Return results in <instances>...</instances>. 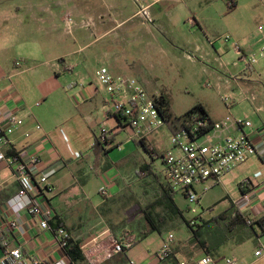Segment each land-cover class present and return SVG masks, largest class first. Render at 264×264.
Returning a JSON list of instances; mask_svg holds the SVG:
<instances>
[{"label":"rangeland","instance_id":"1","mask_svg":"<svg viewBox=\"0 0 264 264\" xmlns=\"http://www.w3.org/2000/svg\"><path fill=\"white\" fill-rule=\"evenodd\" d=\"M29 1L42 4L52 0H0V84L14 83L21 93H28L34 101H42L45 96L37 106L45 118L51 120L62 111L74 113V105L68 97L60 95L69 79L57 75L53 65L58 62V56L84 47L80 56L92 74L103 65L115 75L136 77L135 68L150 74L152 86L147 90L151 95H167L176 115L202 104L213 120L219 121L228 115L248 116L253 122L264 120V0H161L149 9L152 22L142 18L149 24L142 25L141 19L136 17L134 22L138 26L134 29L126 25L97 41L86 38L76 45L65 46L48 39L46 33L39 31L40 26L28 24ZM137 1L128 0L127 15L145 3ZM149 26L153 31H147ZM87 43L90 45L85 47ZM235 43L246 55L257 56L251 70H246V62L236 53ZM251 92L256 95L254 100L247 98ZM225 95L232 98L230 110L223 101ZM82 117L79 114L64 127L67 136L79 140L85 147L87 137L95 141L102 130L97 124L86 125ZM107 122L114 125L112 119ZM133 138L123 143L122 149L111 150V159L117 164L125 158L130 160L131 164L125 168L129 173L135 172V167L145 160L154 162L157 169L163 168L161 156L153 161L152 155L137 143L139 139ZM170 138L171 130L166 124L149 135L160 154L170 147ZM204 140L205 136L199 138V141ZM134 178L138 181L130 190L126 188V195L105 201L99 192L101 178L92 170L88 174L85 192L94 204L88 203L86 207L88 216L83 217L84 226L93 228L97 235L109 225L113 235L103 237L105 245L95 251H92V243L86 245L87 255L95 264L120 263L117 254L106 257V251L113 249L116 231L128 226L139 234L147 232V237L134 249L137 261L153 253L161 237L171 230L175 235L174 253L179 261L195 264L200 254L207 252L214 260L212 264H224V258L229 256H236L240 264H264V255H255L259 237L254 231L260 232L259 226L232 227L230 219L221 218L234 201L233 190L226 184L214 185L204 192L202 186H197L200 198L195 203L177 191L175 201L182 216L170 218L163 207L156 206L154 217L159 231L151 230L140 211V207L153 202L154 188L141 185L147 180ZM70 185L67 179L62 180L61 186H69L64 194L80 196L79 186ZM126 199L128 205L124 204ZM185 220H195L200 225L194 227L199 229L200 239ZM260 238L264 241V235Z\"/></svg>","mask_w":264,"mask_h":264},{"label":"crops","instance_id":"2","mask_svg":"<svg viewBox=\"0 0 264 264\" xmlns=\"http://www.w3.org/2000/svg\"><path fill=\"white\" fill-rule=\"evenodd\" d=\"M140 1L138 0L137 2ZM158 1L161 0H144L145 3H142L140 7L149 6L148 9H151ZM127 8L128 0H52L47 3L43 2L42 4H35L29 1L27 3V19L30 20L28 24L40 26L39 31L42 34L46 33V37L51 41L64 46L69 43L76 45L78 42L86 40V38H93L91 42L97 41L116 33L117 30H120L126 25H129V29H134L138 26L137 22H134V18L136 17L141 19L142 25L145 23L149 24L142 19L143 17L139 14V8L130 15L126 13ZM67 13H71L76 20V24L70 31L64 22ZM192 20L196 22L194 18ZM84 22L88 25L82 26ZM85 30H89L91 33L84 32ZM147 31H153L152 27L149 26ZM88 45L90 43L84 46L86 47ZM83 49L84 47H78L77 50L69 51L58 56V62L53 65L54 72L57 75H65L69 79L67 88L64 89L62 87L60 95L64 98L68 97L74 105L75 110L73 114H66V112L62 111L60 115L57 114L51 120L45 118L42 116L40 109L37 108L45 100V96L42 97V101H34L32 97H29L28 93H21L14 83L6 81L0 84L2 87L12 84L19 93L17 99L1 101L0 110L2 108L4 109L6 104L10 107L16 106L17 102L18 105H22L23 103L26 105V108L20 112L24 117L23 125L19 126L10 136L12 141L10 150H13L15 154L22 153L25 150L29 152H40L42 159L41 168L44 170L54 169V173L49 177V182L52 187L51 190L46 191L45 189L39 195L40 199L47 197L53 207L54 214L49 219V227L43 228L40 225L39 219L31 216L29 213L23 212L15 215L14 219L19 224L17 231L13 232L9 227L3 226L0 232V257L3 254V241L8 240L21 247L27 264H52L61 258H67L70 264H95L94 259L89 258L87 255L85 250L86 245L92 243V251H95L99 246L105 245L103 243L105 242L103 237L108 238L112 232L110 226L106 225L96 235L92 231L93 228L86 229L84 226L85 222L83 217L88 216L86 207L87 205L89 206L88 203L94 204L89 194L85 192L88 183L86 179L90 171H94L101 178V183L104 174H108L111 177L107 186L109 194L104 197L105 201L116 196L126 195V188L128 187L127 189L130 190V186L138 181L134 178L137 176L140 180H147L142 182L141 185L145 184L148 187L154 188L156 196L153 198V202L150 203L153 205L154 201L160 196L161 182L166 181L162 171L163 168H155L154 162L145 160L135 167V172L129 173L125 168L131 164L130 160L128 161L125 158L117 164L111 159V150L115 148L122 149L123 143L134 138L132 137L131 129L127 126L117 127L115 117L106 109L105 99L108 96L107 92L97 80L96 72L98 69L92 74L88 66L83 64V58L80 56V52ZM135 71L136 78L146 89H149L152 86L151 75L146 74L142 69L135 68ZM72 83L74 85L69 87ZM21 100L24 102H20ZM38 102L39 104L37 105ZM228 108L230 110V105ZM79 114H82L83 121L86 125H100L102 130L101 134L104 131L114 135V141L109 145H104L108 152L104 153L100 146H96L94 149V141H90L89 137L86 139L87 145L82 147L79 140L76 141L74 138L71 139L70 136H67L64 126L69 124V121L72 119L78 117ZM94 114L98 115L99 118ZM210 118L212 119L211 116ZM111 119L114 121V125H110L107 122ZM37 125H41V128L37 129ZM26 132L30 133L28 137L25 135ZM229 134L236 135L239 134V131L231 130L230 132L222 131L221 133H215L213 130H210L206 133L204 141H219ZM253 137L258 147V153L256 155L251 156L246 162L237 165L233 170L224 174L219 181L209 179L204 184L199 185L202 186L201 190L204 192L203 189L205 186H209L210 188L214 185L226 184L230 190H233L234 198L228 210H233L235 215L243 214L252 220L264 215V166L261 167V163L264 165L262 160V156L264 155V120L254 122ZM144 141L147 146L152 147L158 152L155 145L149 140V135L144 138ZM144 148L147 151L146 147ZM118 166L123 167L119 168ZM0 177L2 179V186L0 188V215L7 219L9 216L6 212L4 213L3 204L7 198L19 190V184L13 175L12 169L5 163H0ZM246 178L252 179L250 180L251 184L241 188V183ZM64 179L69 181L70 186L78 185L79 190L82 192L81 195H65L64 191L69 186L66 188L61 186L62 180ZM40 187L42 188L43 186L40 184ZM248 192L250 194V200L246 201L243 198V194ZM124 204L128 205L127 199L124 201ZM146 206L140 207V211L143 214V208ZM166 212L170 218L172 216H180L173 212ZM157 219L159 221V217ZM60 225L66 227L72 237L81 243L84 252L83 259L72 260L68 256L66 249L61 246L56 234V229ZM157 226L160 229L158 224ZM129 227H124L116 231L115 237H123L121 241L127 238L133 239V247L120 253H115L112 248L108 249L106 251V257H111V253L117 254L120 257L119 264H128L131 259L135 260L137 264H158L155 254L162 244L163 237H161L153 253L137 261L134 249L147 235L144 236L143 231L139 234L137 230ZM86 234H90L88 235V239H85ZM258 239V247L263 250L262 255H264V241L260 237ZM175 247L173 246L172 256L166 264H177L179 262L177 255L174 253ZM204 255L210 254L203 252L198 259Z\"/></svg>","mask_w":264,"mask_h":264},{"label":"built area","instance_id":"3","mask_svg":"<svg viewBox=\"0 0 264 264\" xmlns=\"http://www.w3.org/2000/svg\"><path fill=\"white\" fill-rule=\"evenodd\" d=\"M140 1V0H139ZM149 6H142L139 14L152 22ZM64 22L70 31L76 24L71 13H67ZM86 22L82 26H87ZM236 53L246 62V69L251 70L257 62V56L246 55L241 47L235 43ZM263 54V52H262ZM99 84L106 90L107 98L105 106L110 112L121 118V123L117 127L127 126L132 131V137L144 139L155 129L162 125H167V121L161 114L156 102V95H151L143 84L133 76L124 74H113L107 66H101L96 72ZM74 84H70L72 87ZM209 85V84H208ZM19 93L14 85L0 86V102L17 99ZM248 99L254 100L255 93L251 92ZM230 95L223 96V101L227 106L230 105ZM20 102H24L21 100ZM39 102L37 103V105ZM26 105L10 107L5 105L0 110V163H5L13 171V175L18 181L19 190L6 199L3 204L4 213L9 218L5 219L0 215V232L3 226L9 227L16 232L19 224L15 215L23 212L37 217L43 228L49 227V219L53 216L54 211L47 197L39 198L45 189L51 190L49 177L54 173V169L44 170L41 168V153L29 152L27 150L19 154H9L8 150L12 146L10 136L15 130L23 125L24 117L21 111ZM37 129L41 125L36 126ZM213 130L215 133L222 131H239V134H229L219 141H199V138L206 136L201 134L205 129ZM254 122L248 117L228 115L219 121H213L209 117L201 116L195 112L184 120V126L176 131H171L170 148L167 149L163 156V174L167 183L173 190L186 192V198L195 203L199 201L200 195L196 187L204 184L209 179L219 181L221 177L233 170L237 165L246 162L251 156L258 153V147L253 137ZM209 130V131H210ZM25 135L28 137L29 132ZM104 140V137H102ZM264 162V155L262 156ZM108 174H104L99 192L103 197L109 194ZM252 179L246 178L241 183V188L251 184ZM40 184L43 186L40 187ZM2 179L0 177V188ZM209 186L204 187V191ZM243 198L250 200V194L244 193ZM196 211V208H192ZM192 223H197L192 220ZM61 246L64 248L69 239L72 237L69 230L60 225L56 229ZM175 235L169 231L162 239V244L156 252L155 257L158 264H166L173 253ZM134 240L127 238L120 241L114 239L113 251L115 253L124 252L132 248ZM263 250L257 249L256 256L262 255ZM214 262L210 255L200 257L195 264H212ZM0 264H27L19 245L8 240L3 241V254L0 257ZM52 264H70L67 258H61ZM128 264H137L135 260H129ZM177 264H188L186 261H179ZM224 264H240L236 256L224 258Z\"/></svg>","mask_w":264,"mask_h":264},{"label":"trees","instance_id":"4","mask_svg":"<svg viewBox=\"0 0 264 264\" xmlns=\"http://www.w3.org/2000/svg\"><path fill=\"white\" fill-rule=\"evenodd\" d=\"M246 70H248V69H246ZM156 102H157L158 107L161 111V114L164 116L165 120L167 121V125L171 131H176V130L182 128L184 126V120L189 118L192 115V113L197 112L201 116H204V117L206 116V117L210 118L207 109L202 104L196 105L191 110H189V111H187L184 114L179 116L173 112L171 102H170L169 98L167 97V95H165L164 93H160L159 95H156ZM112 115L115 117L117 124L121 123L122 120L118 115H116L114 113H112ZM209 130H210V128L205 129L201 134L207 133ZM102 137H104V140L102 139ZM113 141H114V135H111L110 132H104L103 131V133L99 137H97V136L95 137L93 148L95 149L96 146H100V147H102V150L104 151V153H106L108 151L104 145H109ZM138 144H141L144 147H146L147 151L152 155L153 159H155L158 156H163V154L161 155L160 153L156 152L152 147L147 146L144 139H139ZM8 153L9 154H15V152L13 150H8ZM160 185H161V191H160L159 198L156 201H154L153 205L150 204L149 206H146L145 208H143L144 216H145L146 220L148 221V223L150 224L151 230H160L159 227L157 226L156 222H155V217H154V209L156 206H161L166 211L173 212L177 215L182 216V212H181L179 206L177 205V203L175 201L176 191L173 190L172 187H170V185L167 183V181L161 182ZM182 194L186 197V192H182ZM231 211L232 210H230V209L226 210V212L223 215H221V218L230 219V225L232 227L233 226L234 227H241V228L245 227V226L253 227V225L256 224L260 228V232H257L256 230L254 231L256 233V235L258 237L264 235V215L252 220L250 218H247L243 214L235 215V212L231 213ZM185 222L191 228L194 235L200 239L201 236H200L199 229H194L195 226L199 227L200 225H198V223H192V220L191 221L185 220ZM143 235L146 236L147 232H143ZM122 238L123 237H121V236L117 237V239L120 241ZM64 248L66 249L68 256L72 260L83 259L84 252H83V249L81 247V243L79 241H77L76 239H74L73 237H71L69 239L68 244Z\"/></svg>","mask_w":264,"mask_h":264}]
</instances>
